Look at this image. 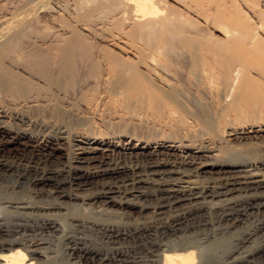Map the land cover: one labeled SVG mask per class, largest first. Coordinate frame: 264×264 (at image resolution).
Returning a JSON list of instances; mask_svg holds the SVG:
<instances>
[{
	"label": "bare ground",
	"instance_id": "6f19581e",
	"mask_svg": "<svg viewBox=\"0 0 264 264\" xmlns=\"http://www.w3.org/2000/svg\"><path fill=\"white\" fill-rule=\"evenodd\" d=\"M161 1L128 3L137 22L163 24ZM19 18L0 21V134L39 150L67 144L72 156L51 167L0 159V172L15 177L0 189V264H264V57L249 50L252 74L238 64L223 77L200 40L199 54L184 40L181 69L163 40L132 53L130 67L106 78L101 133L69 113L81 57L29 47ZM13 52L37 61L24 68L9 60ZM116 55L107 59L115 64ZM19 103L41 105V113ZM139 114L150 128L134 123Z\"/></svg>",
	"mask_w": 264,
	"mask_h": 264
},
{
	"label": "rangeland",
	"instance_id": "374dc122",
	"mask_svg": "<svg viewBox=\"0 0 264 264\" xmlns=\"http://www.w3.org/2000/svg\"><path fill=\"white\" fill-rule=\"evenodd\" d=\"M178 2L175 0L161 1V5L164 7V14L169 19H164L165 22L163 24L162 19L146 23L144 20H140V22H143L142 24L139 22V19L137 22L134 10L132 11L134 9L132 7L133 4L131 2L128 3V0H0V21L6 19L4 21H7L9 24L11 22H14V24L16 22L22 23L19 20V17H21L24 20L23 23L26 22L27 39L30 41V46H28L31 48L36 45L49 47V54L56 53L58 55L67 51H70V53H78L77 58H81L78 61L79 63L76 64V72L74 76L72 75V80L70 79V83L68 84V86L70 85L68 87L70 91V94L68 92L70 98L68 100L70 101L68 102V109H72L69 113L75 114L77 112V117L87 120V126L85 123L86 127L90 128L91 131L102 133L105 127L102 125V120L99 118L96 119L102 115V108L100 107L102 106L100 105L102 102L101 95L105 91H109V84L111 82L109 83L108 81H111V75L119 72V70L116 71L117 69L132 65L127 59L129 58L128 55H132V53L137 55L138 53L145 54L148 51L150 53L156 47V44H160L161 46L164 42L162 46L167 45L168 47L165 46V48L170 50L172 55L174 53L173 51H175L174 54L177 55H174L175 58L173 57V61L175 62L176 57L181 56H178V53L182 54L187 51L185 47L190 41H186V39L192 42L196 40L194 41L197 42L196 44L200 40V45L202 44L201 41L204 43L201 46L199 44V46H195V43L191 42L193 45L192 50H195L194 52L199 54L201 47V51H203L201 54H207V57L214 60L213 62H216L215 64L219 66L218 68H221L219 71H221V74H223L221 76L223 77H228V70L238 64L243 65V68H245L243 70L244 75L251 73L249 70L253 67L248 61L249 56L247 54L250 55L253 53L264 57V0H178ZM16 16L19 18L18 20ZM155 21L156 23H154ZM224 28L232 31L229 38L224 37L219 32L223 31ZM1 29L0 34L4 35V37H0V42L6 39V34H4L5 28L2 32ZM115 34L120 37H117ZM254 35H256V40L255 38L251 39ZM126 39L129 44L132 43V46H129L128 42L125 46ZM32 40L36 41V43ZM156 40L160 41L158 42ZM183 41L185 43L184 45ZM46 43L48 44L45 45ZM33 44L36 45L33 46ZM197 46L199 49H196L198 48ZM125 47H127L126 50ZM130 47L134 48L131 49ZM171 47L174 50L170 49ZM137 48L140 52H138ZM196 50L199 51L197 52ZM249 50L251 53H247ZM13 55L9 60H12L11 62L13 63L17 61L16 65L18 64L24 68L27 66V69L31 67L30 65L35 60L37 61L35 57L33 58V55L26 60L21 58L17 60L18 58L15 59L16 54L14 52ZM110 55H116L114 58L120 60H115L112 57L113 61H117L114 64V62L110 61L111 59H107V56L110 57ZM104 56L106 58L102 59L101 57ZM121 59L123 60L121 61ZM180 60H182V57L179 60L177 58L176 62H178L177 67L180 65L181 69L183 66ZM109 62H112L116 67L112 68L114 66H111L112 63L110 64ZM174 62L173 65L175 66L176 62L175 64ZM106 64H110L108 68L110 66V69H114L115 72L113 70L112 74L110 72L106 73L107 68L104 71V67H107ZM117 64L119 65L117 66ZM226 72L228 73L226 74ZM106 74H108V77L104 76ZM106 78L108 81H106ZM37 82L42 83L40 80ZM86 98L87 100H85ZM92 98L98 101L99 106H97V101L90 100ZM91 102L93 103L91 104ZM23 104L21 105L19 103V107L22 106L29 115L36 116L41 113V105L28 104L27 106H23ZM88 104L89 107L94 106L96 109H91L92 107L88 111L85 108L82 109L83 106ZM139 116L141 120L139 118L134 119V123H137V126L144 127L146 125L145 128L152 126L150 125L152 124L150 120L147 122L148 124L142 123V121H148V119L143 117L144 115L139 114ZM105 118L107 119L108 116ZM143 124L145 125L143 126ZM132 125L129 124V127ZM220 127L219 131L222 132L223 127L221 124ZM10 139L12 141L15 140L7 132L0 134V159L6 161L8 164L34 161L40 167H51L64 162L69 158L68 156H72V153L69 154L72 152V149L67 144L62 151L53 149L39 150L29 144L31 143V139L21 138L16 144H11ZM14 181V176L0 172V189L10 188Z\"/></svg>",
	"mask_w": 264,
	"mask_h": 264
}]
</instances>
